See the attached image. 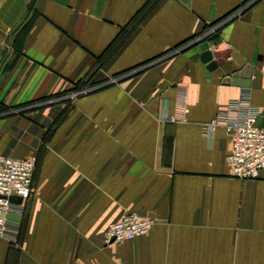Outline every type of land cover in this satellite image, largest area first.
Wrapping results in <instances>:
<instances>
[{"label":"crops","instance_id":"0c3cea01","mask_svg":"<svg viewBox=\"0 0 264 264\" xmlns=\"http://www.w3.org/2000/svg\"><path fill=\"white\" fill-rule=\"evenodd\" d=\"M244 90L262 117L264 0H0V155L36 157L0 264H264V172L233 178L205 132ZM133 212L151 230L105 244Z\"/></svg>","mask_w":264,"mask_h":264},{"label":"built area","instance_id":"2783aa9c","mask_svg":"<svg viewBox=\"0 0 264 264\" xmlns=\"http://www.w3.org/2000/svg\"><path fill=\"white\" fill-rule=\"evenodd\" d=\"M215 29L205 34L211 35ZM203 37L197 39L200 41ZM115 81V80H113ZM90 88L70 92L66 95L54 97L43 101L40 105H51L57 102L72 101L77 96L90 91ZM181 109L178 114L168 118L171 123L184 120L187 113L185 107L186 97L181 96ZM261 115L253 111L249 105V93L244 90L240 96L227 103L205 127V132L210 134L216 127L226 131L231 144V150L226 156L229 173L239 180L258 179L264 172V127L256 125ZM36 170V157L13 159L0 155V237L13 242L9 233L12 232L11 217L20 218L23 206L32 194V181ZM11 197L21 199V204L10 202ZM155 223V219L144 213H128L121 219L111 224L102 241L105 244L132 240L148 233Z\"/></svg>","mask_w":264,"mask_h":264},{"label":"water","instance_id":"95a60500","mask_svg":"<svg viewBox=\"0 0 264 264\" xmlns=\"http://www.w3.org/2000/svg\"><path fill=\"white\" fill-rule=\"evenodd\" d=\"M209 43L203 42L198 45L199 50L201 52L200 54V61L201 63L205 64L206 68V77H209V73L216 70L218 67H220L222 64L218 60H215L212 56V53L209 50ZM249 67H245L243 71L236 73L234 75V78L232 77H226L222 83L223 84H232L235 86H241V87H248L249 86V79H250V73H248ZM256 125H259L261 127H264V114H262V117L257 119ZM10 202L14 204H21V199L18 197H11Z\"/></svg>","mask_w":264,"mask_h":264},{"label":"trees","instance_id":"16d2710c","mask_svg":"<svg viewBox=\"0 0 264 264\" xmlns=\"http://www.w3.org/2000/svg\"><path fill=\"white\" fill-rule=\"evenodd\" d=\"M23 222H22V225H21V227H20V235L22 234V231H23Z\"/></svg>","mask_w":264,"mask_h":264},{"label":"rangeland","instance_id":"374dc122","mask_svg":"<svg viewBox=\"0 0 264 264\" xmlns=\"http://www.w3.org/2000/svg\"><path fill=\"white\" fill-rule=\"evenodd\" d=\"M134 70V69H133ZM132 71V69H129L128 71H126V73H129V72H131ZM126 73H124V74H126ZM114 79H116V78H113L112 80H114Z\"/></svg>","mask_w":264,"mask_h":264}]
</instances>
